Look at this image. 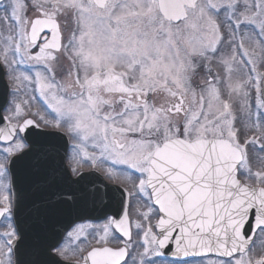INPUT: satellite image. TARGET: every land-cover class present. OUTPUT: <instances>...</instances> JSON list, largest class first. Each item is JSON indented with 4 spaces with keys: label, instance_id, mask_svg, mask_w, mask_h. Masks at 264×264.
<instances>
[{
    "label": "snow or ice",
    "instance_id": "6c2138e0",
    "mask_svg": "<svg viewBox=\"0 0 264 264\" xmlns=\"http://www.w3.org/2000/svg\"><path fill=\"white\" fill-rule=\"evenodd\" d=\"M0 264H264V0H0Z\"/></svg>",
    "mask_w": 264,
    "mask_h": 264
}]
</instances>
